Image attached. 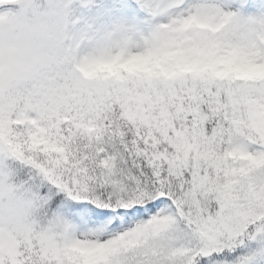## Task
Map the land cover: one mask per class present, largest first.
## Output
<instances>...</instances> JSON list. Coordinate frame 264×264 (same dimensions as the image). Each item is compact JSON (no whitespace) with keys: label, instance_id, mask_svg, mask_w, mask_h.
Wrapping results in <instances>:
<instances>
[{"label":"snow or ice","instance_id":"6c2138e0","mask_svg":"<svg viewBox=\"0 0 264 264\" xmlns=\"http://www.w3.org/2000/svg\"><path fill=\"white\" fill-rule=\"evenodd\" d=\"M0 264H264V0H0Z\"/></svg>","mask_w":264,"mask_h":264}]
</instances>
